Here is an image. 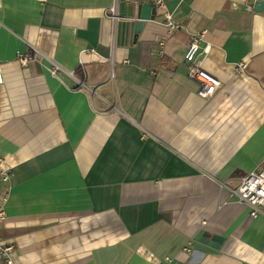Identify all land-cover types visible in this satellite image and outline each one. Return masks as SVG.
Masks as SVG:
<instances>
[{
    "label": "crops",
    "instance_id": "crops-1",
    "mask_svg": "<svg viewBox=\"0 0 264 264\" xmlns=\"http://www.w3.org/2000/svg\"><path fill=\"white\" fill-rule=\"evenodd\" d=\"M155 2L0 0L13 264H264V214L229 189L264 166V0H167L180 28L168 35L157 10L136 33ZM197 31L222 83L208 100L184 58Z\"/></svg>",
    "mask_w": 264,
    "mask_h": 264
},
{
    "label": "built area",
    "instance_id": "built-area-1",
    "mask_svg": "<svg viewBox=\"0 0 264 264\" xmlns=\"http://www.w3.org/2000/svg\"><path fill=\"white\" fill-rule=\"evenodd\" d=\"M260 0H253L252 3H249V10L254 11L256 4ZM167 0H156L155 6L157 10L161 11L163 14V24L167 28V34L171 35L174 31L180 28V22L174 19L173 14L166 9ZM117 2H115L111 7V15L117 20ZM205 31H197L191 34L187 51L185 53V61L188 62L187 75L189 78L195 80L198 83L197 95L204 99L208 100L213 97L222 83L221 80L216 76L208 72L203 68L202 60H200L201 55V43L204 38ZM165 39L159 38V44L164 45ZM38 53L31 52H19L18 60L22 65H27L30 60L36 59ZM242 66L240 64L239 68ZM51 72L53 75L61 76L72 75L73 72L67 71L59 64L53 62L51 67ZM113 76V74H111ZM3 82L2 67L0 65V83ZM9 175L7 172H3L2 180L7 182L9 181ZM232 196L239 202L246 204L250 211L251 215L258 216L264 214V166L258 171H252L244 175L241 178V182L236 188H229ZM8 199V194H0V222L3 221L6 217V211L4 204ZM15 245L12 243H5L0 238V256L5 261L6 264H13V251ZM159 264H175L174 259L171 256H165L164 259Z\"/></svg>",
    "mask_w": 264,
    "mask_h": 264
},
{
    "label": "water",
    "instance_id": "water-1",
    "mask_svg": "<svg viewBox=\"0 0 264 264\" xmlns=\"http://www.w3.org/2000/svg\"><path fill=\"white\" fill-rule=\"evenodd\" d=\"M263 2H260L256 10H260ZM157 15V8L153 7L152 3H142L138 6L137 18L135 21V32L139 33L149 20H154Z\"/></svg>",
    "mask_w": 264,
    "mask_h": 264
}]
</instances>
